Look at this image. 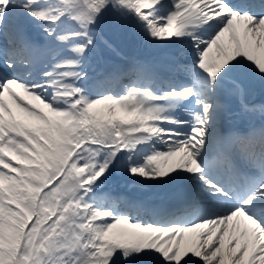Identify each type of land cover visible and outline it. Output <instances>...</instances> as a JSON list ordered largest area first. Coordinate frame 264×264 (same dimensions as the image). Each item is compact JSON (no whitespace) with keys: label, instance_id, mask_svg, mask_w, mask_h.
Here are the masks:
<instances>
[{"label":"snow or ice","instance_id":"6c2138e0","mask_svg":"<svg viewBox=\"0 0 264 264\" xmlns=\"http://www.w3.org/2000/svg\"><path fill=\"white\" fill-rule=\"evenodd\" d=\"M0 264H264V0H0Z\"/></svg>","mask_w":264,"mask_h":264},{"label":"bare ground","instance_id":"6f19581e","mask_svg":"<svg viewBox=\"0 0 264 264\" xmlns=\"http://www.w3.org/2000/svg\"><path fill=\"white\" fill-rule=\"evenodd\" d=\"M124 190L127 191L128 189L126 187H124ZM144 191H146V190H144Z\"/></svg>","mask_w":264,"mask_h":264}]
</instances>
